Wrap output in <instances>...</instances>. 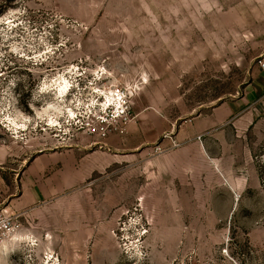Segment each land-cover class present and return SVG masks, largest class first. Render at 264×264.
<instances>
[{"label": "rangeland", "instance_id": "rangeland-1", "mask_svg": "<svg viewBox=\"0 0 264 264\" xmlns=\"http://www.w3.org/2000/svg\"><path fill=\"white\" fill-rule=\"evenodd\" d=\"M263 59L264 0H0V264H264L263 114L244 192L152 188L150 166Z\"/></svg>", "mask_w": 264, "mask_h": 264}, {"label": "crops", "instance_id": "crops-1", "mask_svg": "<svg viewBox=\"0 0 264 264\" xmlns=\"http://www.w3.org/2000/svg\"><path fill=\"white\" fill-rule=\"evenodd\" d=\"M246 90L240 100L224 102L210 115L198 118L193 126L201 129L196 137L203 135L204 141L189 137L180 149L152 158V188L212 186L218 180L232 193L252 187L251 173L240 175L239 171L248 161L243 150L244 135L264 115V71L259 65L251 69ZM226 126L231 129L221 132ZM148 143L142 141L129 147L135 149ZM249 156L252 158L250 153Z\"/></svg>", "mask_w": 264, "mask_h": 264}, {"label": "built area", "instance_id": "built-area-1", "mask_svg": "<svg viewBox=\"0 0 264 264\" xmlns=\"http://www.w3.org/2000/svg\"><path fill=\"white\" fill-rule=\"evenodd\" d=\"M260 68L264 71V62L261 61L259 63ZM120 93V92H119ZM121 97L117 98V102H119L118 105H112L107 108L106 112L104 114H100L97 116L96 120L100 121L101 123H107L110 118H120L123 116H126L128 114L129 108H128V101L124 93L120 94ZM90 116H93V114H90L86 117V119L82 120L81 126L87 128H93L90 122H88L91 119ZM84 121V122H83ZM93 130H95L93 128ZM199 141H201V137L199 138ZM158 154L164 153V151H161L160 149H157L156 151ZM13 218L8 216L7 214H0V249L2 248L5 239L11 235L14 234V225L12 224Z\"/></svg>", "mask_w": 264, "mask_h": 264}, {"label": "bare ground", "instance_id": "bare-ground-1", "mask_svg": "<svg viewBox=\"0 0 264 264\" xmlns=\"http://www.w3.org/2000/svg\"><path fill=\"white\" fill-rule=\"evenodd\" d=\"M58 90V89H57ZM68 90H69V87H68V85L67 84H65V85H62V86H60V88H59V90H58V92H59V95H60V97H65L66 95H68L67 93H68ZM57 92V93H58ZM117 105L119 104L117 101L115 102ZM115 103H110L109 105L107 104V102L105 103L107 106H111V105H113V104H115ZM115 104V105H116ZM69 115H71V114H69ZM74 118V117H73ZM48 122V127L49 128H57V127H59V124H58V122L56 121V120H54V119H51L50 118V120H48L47 121ZM16 126V125H15ZM26 126V125H25ZM25 126H17V129H20V130H25Z\"/></svg>", "mask_w": 264, "mask_h": 264}]
</instances>
